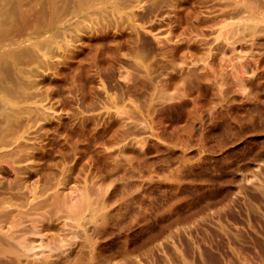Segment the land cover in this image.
<instances>
[{"label": "rangeland", "instance_id": "1", "mask_svg": "<svg viewBox=\"0 0 264 264\" xmlns=\"http://www.w3.org/2000/svg\"><path fill=\"white\" fill-rule=\"evenodd\" d=\"M228 1L95 0L60 47L23 54L29 111L0 143V209L35 245L17 264H264V131L231 130L262 92H233V65L264 69V47L219 35ZM84 196L81 215L53 204Z\"/></svg>", "mask_w": 264, "mask_h": 264}, {"label": "bare ground", "instance_id": "2", "mask_svg": "<svg viewBox=\"0 0 264 264\" xmlns=\"http://www.w3.org/2000/svg\"><path fill=\"white\" fill-rule=\"evenodd\" d=\"M94 1L0 0V143L12 127L23 118V113L29 111V107L23 103V99L27 97L24 93L26 82L23 80L24 70L21 66L23 54L40 58L39 52L44 48L48 50L53 48L54 45L60 47L58 37H63L70 25L77 26L80 23L77 19L80 13L87 10V6ZM36 3H39L40 7H35ZM125 3L126 0H99L98 2L101 7L111 8L112 10L121 9ZM227 4L232 6L223 9L220 15L230 16L232 20L224 25L219 35L221 37L224 35L227 39H231L230 41L233 44L232 46H234L235 52L238 43L243 39L250 41L251 46L260 44L261 47H264V42L257 40V36L264 33V0H243V3H241L243 6H239V3L231 1H228ZM33 9L35 10V15L30 20L34 21L32 31L24 37L20 36L17 34V17L23 14L27 15ZM242 52H246L247 57L245 61L238 64L234 63L231 75V79L233 80L231 87L233 86L234 89H231L235 92L234 90H238V87H240L241 90L245 91V94H248L249 100L256 83L261 86L262 92H260L261 90L259 93L257 91L255 96L258 97L251 99L255 100L254 104L251 103V106L250 104L248 106L246 104V109L243 108L246 110V114L239 111L242 114L240 115L237 106L235 107L234 105L233 111L231 110L233 119L231 130L233 128V135L234 133L238 135L240 131H244L249 135L264 131V69L258 70V68L253 66V58L255 57L253 52H249V54L247 51ZM236 55L235 53L234 56ZM242 55L245 57L244 54ZM234 56L232 58L235 59L238 56L242 57L241 54L237 57ZM240 89L239 91H241ZM235 95L237 96V94ZM251 97L253 98V95ZM244 98L246 99L247 97L244 96ZM246 102H243L244 105ZM240 108L241 106L239 105ZM31 110L33 108H30ZM245 110L243 111L245 112ZM249 147L251 150L255 148L253 144H249ZM57 198L53 204L56 207L69 205L70 211L75 216L81 215L87 208V196L79 198L77 202L75 201V204L73 201L72 206V202L67 201L66 198ZM8 221L12 222L13 225L5 228L4 222ZM17 223L18 221L15 220L12 209H0V255L11 254L15 256L16 259L11 258L12 264H17L20 261L21 255L24 256L35 248V245L26 236L17 238L14 235L16 230L13 231L12 229L17 226ZM67 240L65 237L59 238V240L56 238L51 244H46L42 241L40 246H48L50 251H52L64 246ZM28 264L32 263L28 262Z\"/></svg>", "mask_w": 264, "mask_h": 264}]
</instances>
